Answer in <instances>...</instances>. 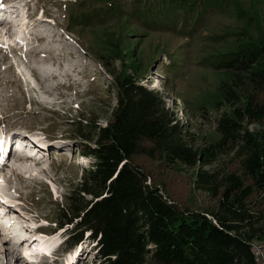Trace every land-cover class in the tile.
<instances>
[{"label": "rangeland", "instance_id": "374dc122", "mask_svg": "<svg viewBox=\"0 0 264 264\" xmlns=\"http://www.w3.org/2000/svg\"><path fill=\"white\" fill-rule=\"evenodd\" d=\"M2 2L14 11L8 22L26 25L13 51L6 44L11 36L18 37L19 27L5 34L9 23L0 25V132L32 131L52 139L38 168L9 159L0 166V189L19 195L26 206L18 212L19 224L7 231L20 232L14 239L17 244H5L6 235L0 233V264H99L89 251L93 241H83L81 248L65 244L74 235V227L64 226L63 236L61 231L53 232L65 196L94 163L84 155V143L93 146L96 134L90 141L74 139V124L79 122L83 131L105 127L116 104V90L111 87L114 76L104 64L112 62L116 73L122 64L139 65L137 77L163 92L166 108L184 125L195 146L215 144L221 138L216 131L221 111L215 106L221 101L220 84L229 77L224 70L227 59L222 56L239 45L264 46V0ZM26 8L27 14L18 12ZM38 8H43L46 18L37 25L31 13ZM20 45L30 49H19ZM32 69L43 76L35 74L32 80ZM221 158L228 170L238 172L236 161ZM7 163L16 171L5 170ZM133 164L146 174L148 184L182 208L203 212L215 204L196 187V167H167L143 155L136 156ZM40 239L58 241L44 251L49 257L35 251L40 254L36 259L23 258L24 251L34 249Z\"/></svg>", "mask_w": 264, "mask_h": 264}, {"label": "trees", "instance_id": "16d2710c", "mask_svg": "<svg viewBox=\"0 0 264 264\" xmlns=\"http://www.w3.org/2000/svg\"><path fill=\"white\" fill-rule=\"evenodd\" d=\"M225 59L229 77L215 106L221 138L204 148L160 92L139 84V65L122 64L116 73L112 62L104 64L114 76L116 104L105 127L83 131L75 122L73 137L90 141L96 134L93 146L84 143L94 163L56 214L59 226H75V245L87 232L99 239V264H256L251 248L264 241V46L239 45ZM139 155L198 168L195 185L215 204L203 212L180 207L147 183L133 164ZM222 156L236 161L238 172Z\"/></svg>", "mask_w": 264, "mask_h": 264}, {"label": "bare ground", "instance_id": "6f19581e", "mask_svg": "<svg viewBox=\"0 0 264 264\" xmlns=\"http://www.w3.org/2000/svg\"><path fill=\"white\" fill-rule=\"evenodd\" d=\"M17 19V18H16ZM22 19V18H21ZM26 20V19H25ZM39 23H41L40 21L39 22H36V24L38 25ZM26 25V24H25ZM24 23H20L19 22V24L17 25V27H21V29H19V28H17L18 30H17V33H18V37H16V36H13V38L14 39H12V44L14 45V46H16V43H15V41L19 38V40L21 39V37H19V34H21V33H23V34H25V31H22L23 29H25L24 28ZM12 28H13V26H9V28L8 29H4V30H6L5 32V34H7V33H9L10 32V30L12 31ZM22 31V32H21ZM2 33H4V32H2ZM17 35V34H16ZM52 36V35H51ZM46 37V36H45ZM48 37V36H47ZM46 37V38H47ZM48 39V38H47ZM46 41V40H45ZM7 45V44H6ZM26 47V46H25ZM16 48V47H15ZM18 48V47H17ZM28 47H26V48H23V49H25V50H29L30 48H28ZM1 137V136H0ZM40 161H42V159L40 160ZM14 231H12V233H13ZM18 233H20V232H18L17 231V233H15V235L14 236H6V240H5V244H16V242L14 241V239H16L17 237V234ZM8 235V234H7ZM56 243H58V241H56V240H54V239H46L45 241H44V239H42L41 240V242H40V244H39V246H38V248L35 250L36 252H38V253H41V251H48V249H50L51 248V246L52 245H55ZM49 245H51V246H49ZM263 246H264V241L263 242H260V243H257V244H254L253 246H252V248H251V253H252V255H253V257H254V260H255V263L256 264H260V252L257 250V248H263ZM3 250V246H0V251H2ZM29 250V249H28ZM28 250H26V252H25V255L26 256H30V253L31 252H34V253H36L35 251H31V252H28ZM17 260V259H16ZM15 260V261H16ZM11 264H14V262L12 261V263Z\"/></svg>", "mask_w": 264, "mask_h": 264}, {"label": "built area", "instance_id": "2783aa9c", "mask_svg": "<svg viewBox=\"0 0 264 264\" xmlns=\"http://www.w3.org/2000/svg\"><path fill=\"white\" fill-rule=\"evenodd\" d=\"M257 250L260 252V264H264V246L263 248H257Z\"/></svg>", "mask_w": 264, "mask_h": 264}]
</instances>
